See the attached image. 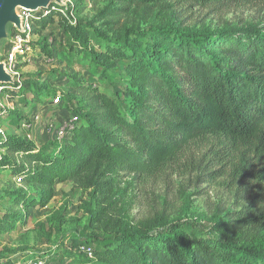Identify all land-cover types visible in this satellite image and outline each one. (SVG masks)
I'll use <instances>...</instances> for the list:
<instances>
[{
	"label": "trees",
	"instance_id": "1",
	"mask_svg": "<svg viewBox=\"0 0 264 264\" xmlns=\"http://www.w3.org/2000/svg\"><path fill=\"white\" fill-rule=\"evenodd\" d=\"M101 2L90 20L76 3L52 4L31 18L35 36L57 17L70 54H86L104 79L117 60L125 68L121 91L85 89L73 109L78 121L54 148L0 136V150L17 155L2 153L0 169L35 190L2 196L25 214L5 212L0 232L27 222L31 207L53 198L57 181H70L89 197L92 232L73 238L83 264H264V23L198 31L177 10L181 3L223 8L264 0H94ZM42 89L27 83L17 92L38 100ZM189 149L201 156L182 160ZM173 165L192 167L189 181L198 185L221 178L235 209L217 207L210 230L185 204L178 212L163 202L132 217L122 177L132 176V184ZM84 245H95L92 257Z\"/></svg>",
	"mask_w": 264,
	"mask_h": 264
},
{
	"label": "rangeland",
	"instance_id": "2",
	"mask_svg": "<svg viewBox=\"0 0 264 264\" xmlns=\"http://www.w3.org/2000/svg\"><path fill=\"white\" fill-rule=\"evenodd\" d=\"M64 1L76 3L82 10L79 16L88 20L94 18L97 6L102 4L97 5L94 0ZM177 10L184 26L198 31H215L226 25L264 23V4L217 8L181 3ZM32 40L36 49L21 56L18 67L19 74L26 79L22 82L24 86L31 83L43 88L40 98L33 99L31 93L24 97L20 91L6 92L0 98V111L3 112L0 128L3 138H19L36 148H54L60 143L57 138L59 130L66 128L75 115L73 109L78 104V98L86 99L85 89L97 87L99 90L121 91L120 75L125 65L117 60V66L107 70L104 79L101 70L90 63L86 54L76 51L70 54L69 35L57 17L48 27L40 26ZM7 43L3 44L0 61L3 60L2 53ZM45 44L50 47L48 51L43 50ZM75 81L80 85L76 87ZM44 90H48V93ZM56 96L61 97L60 103H54ZM70 132L63 140L69 138ZM1 152L17 159V155L8 149ZM192 156L196 159L201 155L189 149L183 154L182 160H190ZM188 171H183V168L179 171L173 165L153 176L131 181L132 184L127 183L132 180V176H123L122 186L127 187V209L130 215L135 219L148 216L160 209L163 202H168L172 208L176 207L178 212L187 205L191 217L201 221L199 226L210 230L211 218L217 207L227 204L228 208L235 209V199L221 183V178L216 182L198 185L189 181L192 175ZM54 188V196L48 204L30 208L27 222H18L12 231L0 232V264H26L28 259L36 257H43L46 264H83L80 250L73 246V238L78 236L83 239L92 232L89 214L85 210V201L89 197L87 192L75 187L70 181H57ZM19 189L35 194L33 187L24 184L21 176L13 177L8 170L0 169V216L10 209L25 214L23 205L1 201L7 192Z\"/></svg>",
	"mask_w": 264,
	"mask_h": 264
},
{
	"label": "built area",
	"instance_id": "3",
	"mask_svg": "<svg viewBox=\"0 0 264 264\" xmlns=\"http://www.w3.org/2000/svg\"><path fill=\"white\" fill-rule=\"evenodd\" d=\"M42 10H38L36 12L23 10L20 13L21 16L23 17V30L19 31L13 28L10 40L7 43V48L5 49L4 53H2V57H3L2 61L6 63L7 70L14 76L15 82L14 84H6V83L0 84V98L6 92H17L23 86L22 83L23 78L21 77V74H19L18 60L21 56H25L26 54H28L29 51L34 49V46L32 45L33 35L31 34V30H32L31 18L37 15L34 13H37ZM60 100L61 97L56 96V98L54 99V103H60ZM76 121H78V117L74 115L69 120L67 127L59 130L57 138L59 139L60 142H62V140L66 137L67 133L74 128ZM0 136H3V131L1 128H0ZM1 154L2 152L0 150V155ZM81 251L90 257L93 256V248L91 246H86V245L81 246ZM26 264H46V260L43 259V257H36V258L28 259L26 261Z\"/></svg>",
	"mask_w": 264,
	"mask_h": 264
},
{
	"label": "water",
	"instance_id": "4",
	"mask_svg": "<svg viewBox=\"0 0 264 264\" xmlns=\"http://www.w3.org/2000/svg\"><path fill=\"white\" fill-rule=\"evenodd\" d=\"M52 4L67 6L64 0H0V57L3 44L10 40L12 28L23 30L20 9L36 12L47 9ZM14 82V76L8 72L6 63L0 61V84H14Z\"/></svg>",
	"mask_w": 264,
	"mask_h": 264
}]
</instances>
